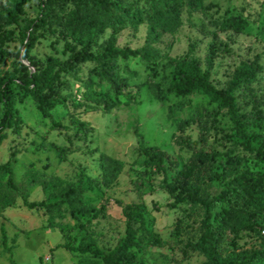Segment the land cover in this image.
Instances as JSON below:
<instances>
[{
	"label": "rangeland",
	"instance_id": "obj_1",
	"mask_svg": "<svg viewBox=\"0 0 264 264\" xmlns=\"http://www.w3.org/2000/svg\"><path fill=\"white\" fill-rule=\"evenodd\" d=\"M149 1L121 0L118 7L142 9ZM40 5V0H29L19 17L20 25L36 17ZM75 6V0L51 4L53 12L35 33L31 61L45 66L50 58L66 61L82 49L63 24L65 12ZM6 7L7 0H0V10ZM180 17V25L172 31L156 32L152 44L159 58L155 64L130 57L119 60L118 79L92 74L97 102L82 95V82L92 64L82 66L76 77L62 71L60 79L65 84L57 86L49 116L41 113L28 92L14 88L19 126L5 129L0 165L11 159L16 189L7 184L8 173L0 171V264H78L80 256L57 248L69 235L78 245L84 234L91 233L97 245L113 249L125 236L127 207L131 205L140 207L143 225L128 248L126 264H204L205 256L190 248L202 232L204 210L181 197L198 186L200 197L212 202L211 222L216 232L229 209L239 208L244 217L253 211L234 179L251 173L264 181V163L245 150L244 139L233 129L226 111L205 93L176 95L167 88L174 60L180 56L199 60L217 88L225 87L241 64L256 61L260 68L256 80L237 96L251 142L258 147L264 133V0H202L194 10L182 4ZM230 17L245 20L242 32L221 28L223 19ZM18 34L15 25L0 29L4 52L0 76L6 72L19 75L18 62L34 70L28 60L15 57V50L20 49ZM147 35L145 18L135 25L114 22L98 42L113 40L117 46L136 49L148 42ZM124 85L132 94V104L126 103L121 92ZM3 109L0 102V120ZM55 124L64 128L57 129ZM141 145L157 146L165 154L166 171L145 163L138 152ZM101 152L123 166L110 187L102 183ZM70 186L81 189L83 205L95 210L105 206L104 213L93 218L92 212L79 220L66 196ZM23 197L29 202L59 201L60 206L29 209ZM2 227L11 252L2 246ZM260 229H264V221L257 225ZM258 249L255 232H223L221 251L225 256Z\"/></svg>",
	"mask_w": 264,
	"mask_h": 264
},
{
	"label": "trees",
	"instance_id": "obj_2",
	"mask_svg": "<svg viewBox=\"0 0 264 264\" xmlns=\"http://www.w3.org/2000/svg\"><path fill=\"white\" fill-rule=\"evenodd\" d=\"M29 0H7V7L0 10V29L6 25H15L19 28L20 49L15 50V57L21 56L28 60L34 68L18 62L20 67L19 75L6 72L0 76V102L3 104V115L0 120V144L5 137V129H16L18 125L17 111L15 109L14 88L18 87L29 93L37 103L38 108L44 116H49L52 109L51 99L57 86H62L61 73L67 76H78L81 67L85 64H92L88 76L83 79L82 93L87 101L97 102L94 92L95 81L91 78L96 74L101 79H118L117 70L120 59L139 57L146 63L155 64L159 58L157 49L152 42L156 40L158 30L172 31L180 25L181 6L187 5L194 10L201 4L202 0H150L148 5L142 9L124 8L120 9L118 4L121 0H75L76 6L68 9L64 16V27L66 33L77 44L82 46L80 51L72 54L66 61L57 58H50L45 66H40L30 59V50L34 44L36 31L44 27L49 15L53 12L51 4L57 0H40L41 5L36 17L20 25L19 17L24 14V6ZM145 18L148 24V42L139 48H132L128 45L120 47L113 40L99 43L101 33L113 27L114 22H131L134 25ZM144 22V20H143ZM246 26L242 18H225L222 21V29H231L240 33ZM93 46L96 47L92 51ZM4 52L0 49V58ZM260 68L256 61L244 62L235 71L231 80L223 88L214 86L209 78V72L203 71L201 63L197 59H188L180 56L174 60L172 79L167 91L176 95H188L197 90L205 93L212 101L222 107L230 121L233 129L244 139V148L264 163V133L258 147H255L250 138L246 117L239 111L237 92L243 87L253 83ZM132 75L134 73H131ZM128 85L120 86L122 94L126 96V103H134L132 94L127 90ZM264 120V115L261 117ZM264 124V123H263ZM57 129H63L62 125H54ZM140 155L145 157V163L161 171H166L165 154L157 146H143L138 149ZM11 159L0 165V171L8 173L7 184L16 189L12 183ZM99 168L101 171L102 183L106 187L113 185L122 171L121 161L101 152L99 155ZM234 183L246 198L247 207L253 208L252 212L245 213L239 208H231L219 223L220 231L216 232L211 222L212 202L200 197L198 186H194L181 197L182 201L199 204L204 210V217L201 220L202 232L198 240L190 245L192 251L199 252L206 258L204 264H264V235L262 230H257V225L264 221V181L263 178L254 176L251 173H242L234 179ZM172 192L174 189H171ZM81 189L70 186L66 196L70 199L72 213L82 220L92 212L93 218H99L106 207L101 206L97 210L85 206L81 202ZM72 198V199H71ZM23 204L29 209H52L60 206L59 201L47 203L45 201L29 202L23 197ZM143 225L141 209L137 205L127 207L125 236L122 237L113 249L105 250L95 243L91 233L82 236L78 245L74 244L73 236H66L68 240L59 244L69 252L80 256L78 264H126L129 252L128 248L134 244L139 226ZM2 246L5 251L11 252L12 247L7 244L5 229L2 227ZM242 230L252 231L258 235L260 249L253 252L231 253L225 256L221 251L223 232Z\"/></svg>",
	"mask_w": 264,
	"mask_h": 264
},
{
	"label": "built area",
	"instance_id": "obj_3",
	"mask_svg": "<svg viewBox=\"0 0 264 264\" xmlns=\"http://www.w3.org/2000/svg\"><path fill=\"white\" fill-rule=\"evenodd\" d=\"M262 234L264 235V229L262 230Z\"/></svg>",
	"mask_w": 264,
	"mask_h": 264
}]
</instances>
